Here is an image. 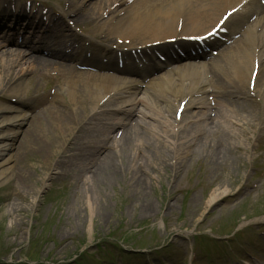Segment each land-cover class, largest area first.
Returning <instances> with one entry per match:
<instances>
[{
	"label": "rangeland",
	"instance_id": "374dc122",
	"mask_svg": "<svg viewBox=\"0 0 264 264\" xmlns=\"http://www.w3.org/2000/svg\"><path fill=\"white\" fill-rule=\"evenodd\" d=\"M11 1L14 4L25 2L27 7L31 4L39 13L43 9L48 17L53 12L52 17L60 20L61 11L67 6L62 0ZM65 26L83 41L100 42L93 37L96 32L92 30L91 23L84 26L88 27L87 31L93 32L92 35L87 31L83 33L71 20H66ZM20 69L30 70L22 64L16 68L18 72ZM30 76V73H26L23 77L22 97L30 88L27 82ZM33 80V88L39 91L43 88V91L56 89L47 73L44 76L36 75ZM210 90L213 91V87ZM257 94L258 101L264 100L261 93ZM0 95L7 94L0 90ZM156 95V92L148 90L143 93L149 102L157 101L163 113L160 117H154L152 109L139 108L137 121L143 128V137L135 141L127 152L112 151L116 174L108 182H96L92 186L90 180L85 178L83 171L88 164L85 160L89 152L82 149L80 152L74 149L72 154L65 153L63 149L55 150L51 154L53 166L47 172L43 167L44 159L27 163L28 174L36 183L42 181L30 186L24 201L16 198L4 201L8 194L7 185L11 181L0 182V264H69L82 251H86L82 257L90 259L92 264H122L124 257L138 259L135 261L137 263L132 264H140L141 261V264H146V260L160 258V253L155 252L140 259L139 255L120 252L113 244L110 245L111 249H106L110 242L121 243L123 238L133 244H156L159 249L161 245L169 244L179 262L169 257L165 263L182 264L183 261L189 264L192 236L202 229L207 232L208 228H213L225 235L245 218L264 215L263 108L250 103L236 109L224 108L223 119L219 115L214 120L216 124L212 125L200 122L198 125L202 133L196 135L198 126L186 125L190 118L180 124L175 123L172 116L174 106L167 113L166 104H162L164 102L159 101ZM207 97L214 101L212 95ZM59 101L67 103L68 98L64 94L63 100ZM116 107L115 104L103 105L101 110L111 112ZM99 118L100 122L93 120L87 128L92 138L102 141L105 139L100 136L102 131L110 126L112 128V124L119 120L117 116L108 115ZM167 120L173 122L174 129L182 133L176 135V149L170 138L172 127L166 129ZM185 126L187 129H180ZM113 131L110 130V138ZM76 137L79 134L69 138L73 144H78ZM216 140L224 142L219 164L213 163L210 149L202 147ZM98 151L95 149L90 153L96 155ZM70 154L76 156L75 159H67ZM125 154L129 161L123 160ZM138 171L144 179L140 184L136 181ZM215 188L228 193L210 205L209 197ZM248 224L252 225L249 227L251 229L264 228V216ZM214 230H210V233L218 235ZM256 232V238L248 240L244 236L247 231L234 228L229 235L231 241L222 242L223 252L215 257H203L202 263L229 264L240 262L245 257H264V231L257 229ZM208 240L205 233L200 234L199 244H207ZM124 245V249H128L127 244ZM233 249L238 252L236 258L231 256ZM93 254L96 258L92 257ZM193 257L196 262L200 260L197 253ZM260 263L264 262L253 261L249 264Z\"/></svg>",
	"mask_w": 264,
	"mask_h": 264
},
{
	"label": "bare ground",
	"instance_id": "6f19581e",
	"mask_svg": "<svg viewBox=\"0 0 264 264\" xmlns=\"http://www.w3.org/2000/svg\"><path fill=\"white\" fill-rule=\"evenodd\" d=\"M62 1L67 4V7L62 10L59 29L46 28L47 31H52L59 36L60 40L54 39L52 44H45L37 49H1L0 46V88H7L9 91L7 98L0 97V102L4 105L0 107V182L11 181L7 185L8 194L4 197L6 202L14 198L24 201V195L29 191L30 186L35 185L36 180L27 172V163L34 162L35 159H44L43 167L47 172L53 166L54 160L51 154L55 150L63 149L65 153L74 150L72 139H69L71 135L81 134V137L77 139L78 144L75 143L79 149L95 150L99 146L90 136L86 124L101 115V111L100 113L93 111L98 110L100 102L104 99L105 103H111L133 98L132 104L129 105L136 110L140 106H148L146 99L136 97L143 85L144 89L156 91V96H161L164 103H168V98L170 99L171 96H175V102L178 98L202 94L206 91L205 84L209 83L218 90L217 93L220 96L218 103L221 106L235 107L236 101L231 100V97L235 93L245 95L243 91L249 85L253 70H258V75L261 72L264 73V6L255 8L252 0ZM236 6H241V9L230 17L227 25L231 28L232 35L238 38L224 50L218 51L221 54L220 59L211 61L207 65L187 63L188 66L183 67L171 66L168 70L165 69L164 74L158 75L148 73L150 70L147 68L140 70L134 65L125 67L130 58L139 59L142 57L141 54L149 56V53L154 50L165 52L170 56L171 47L170 44H166L167 39L176 38V43L184 47L182 37L201 35L199 33L210 24L219 22L222 12ZM4 9L5 7H0L2 14ZM19 14L20 12L16 16H8V18L16 17L14 20L16 26L20 24ZM5 17V14L0 17V27L4 24ZM253 17H255L254 20L250 22L249 20ZM67 19H71L83 29L86 23L95 25L94 28H98L97 32H99L95 36L103 43H115V45L122 43L116 45L122 48L128 42L127 47H130L131 51L140 50L141 53L135 55L136 58L131 52L122 53L120 57L123 66L119 68L118 55L113 56L112 50L102 51L92 44H87L89 50L102 51L93 55L94 58H99L101 61L109 55L112 57L106 63H94L86 58L74 60L64 52V48L73 47V43L62 35L64 32H70L63 31L66 30L65 20ZM24 24L25 29L33 30L31 36L36 34V30L42 29L39 24L34 25L30 21ZM45 39L41 37L39 42H44ZM191 47L194 50L198 49L196 46ZM21 64L27 66L30 69L29 72L24 69L18 72L16 68H19ZM161 66L162 64L158 69ZM229 66L233 67V78L228 75ZM52 70L56 75L55 86L61 90V93L57 91L53 96L45 93L34 95L36 87L32 91L33 79L36 75L44 76ZM22 72L31 75L29 82L32 88L26 93L25 99H20V91L23 89ZM146 81L147 83H144ZM257 88L261 89L264 96V77ZM64 94L69 102L62 104L59 100L63 99ZM9 99L13 100L16 106L6 105ZM198 105L186 103L180 123L190 114L189 108L199 107ZM165 106L167 110L171 109ZM254 106L264 107V101L254 102ZM158 107L155 109L160 110ZM26 113L29 115L26 116ZM194 118L193 116L192 119ZM200 118L204 121L208 119L205 116ZM216 118V115L210 117L209 125L216 124L213 122ZM219 118L223 119L221 115ZM115 128L119 133L109 145H103L104 148L100 150L102 153L99 156L89 152L88 168L84 173L92 186H95L96 182L106 183L115 176V156L112 155V151L116 149L127 152L135 141L143 137L141 125L135 120L127 125L117 124ZM200 132L198 127L195 133L200 134ZM202 147L206 150L210 149V155L214 158L213 163L219 164L224 142L211 141ZM125 158H123L124 161H129L128 155L125 154ZM17 169H20L19 172ZM136 174V177L139 176L136 180L139 182L137 184L144 182L141 173L138 171ZM41 181L38 180L36 184L38 185ZM226 193L228 191L215 188L209 197L210 205Z\"/></svg>",
	"mask_w": 264,
	"mask_h": 264
}]
</instances>
